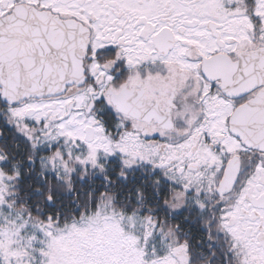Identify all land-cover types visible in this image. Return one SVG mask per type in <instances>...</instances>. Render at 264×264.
<instances>
[{
    "label": "snow or ice",
    "instance_id": "6c2138e0",
    "mask_svg": "<svg viewBox=\"0 0 264 264\" xmlns=\"http://www.w3.org/2000/svg\"><path fill=\"white\" fill-rule=\"evenodd\" d=\"M0 264H264V0H0Z\"/></svg>",
    "mask_w": 264,
    "mask_h": 264
}]
</instances>
